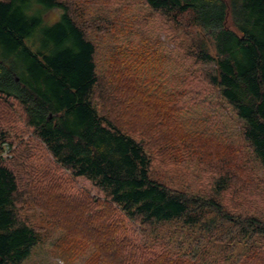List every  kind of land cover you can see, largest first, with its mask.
<instances>
[{"label": "trees", "instance_id": "1", "mask_svg": "<svg viewBox=\"0 0 264 264\" xmlns=\"http://www.w3.org/2000/svg\"><path fill=\"white\" fill-rule=\"evenodd\" d=\"M35 216L95 264H264V0H0V264Z\"/></svg>", "mask_w": 264, "mask_h": 264}, {"label": "rangeland", "instance_id": "2", "mask_svg": "<svg viewBox=\"0 0 264 264\" xmlns=\"http://www.w3.org/2000/svg\"><path fill=\"white\" fill-rule=\"evenodd\" d=\"M53 16L54 13L49 15V17ZM152 22V32L159 35L162 41L169 43L165 38V36L169 34L167 31H155L157 26H161V28L165 30L166 26L164 20L154 19ZM140 40L141 39L139 37H136L135 43H140ZM167 43L165 44L169 48H172L171 45H168ZM114 45L115 44L112 46L113 51H115ZM105 53H107V50ZM10 114L12 116V124H16V127L19 128L21 126L18 123L19 119L13 116V111H11ZM229 117L231 120V116ZM185 122L187 123V129L194 130L196 123L194 122L193 118H190ZM229 126L231 128L230 130L233 131L234 123H229ZM24 139L25 141H28L26 135L24 136ZM29 144L31 147H36L37 150L39 149L36 145L37 143L35 144L33 141L29 140ZM207 147L210 148V145H207ZM39 152L40 158L38 159V162L47 160V157H45L43 151L40 150ZM6 154L7 152L4 155ZM254 167L261 177L262 172L259 170V166L256 164ZM191 174L194 173H190V171L185 169H176L171 163H153L151 169V177L153 178H157L158 180L169 184L174 188L188 189L191 192L196 193L202 192L205 196H207V194L210 192V189L208 188L209 185H207L205 182L201 184L199 181H195V179L193 180L194 177ZM72 188L75 190L89 188V185L87 182L77 181L73 183ZM34 223L43 229L44 234H46L45 238L47 241L44 246L35 250L32 256L24 264H95L96 254L90 244L80 241H73L69 243L72 239H69V242L67 243L64 242L61 238L66 236V231L57 225L50 223V221H47L45 218H37V216H35Z\"/></svg>", "mask_w": 264, "mask_h": 264}]
</instances>
